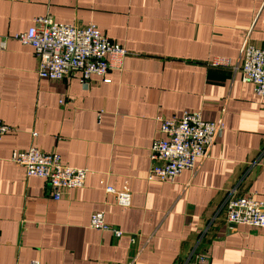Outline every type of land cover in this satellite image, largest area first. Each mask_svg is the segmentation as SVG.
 I'll return each mask as SVG.
<instances>
[{"label": "crops", "instance_id": "0c3cea01", "mask_svg": "<svg viewBox=\"0 0 264 264\" xmlns=\"http://www.w3.org/2000/svg\"><path fill=\"white\" fill-rule=\"evenodd\" d=\"M44 15L93 22L126 49L109 83L38 77L33 48L14 35ZM246 39L264 48V0H0V120L11 127L0 139V264H194V254L264 264V228L229 224L224 206L264 200V103L242 80ZM184 111L221 119L220 135L196 169L147 180L157 117ZM31 145L86 168L83 187L55 200L10 160ZM98 211L122 236L89 226Z\"/></svg>", "mask_w": 264, "mask_h": 264}, {"label": "built area", "instance_id": "2783aa9c", "mask_svg": "<svg viewBox=\"0 0 264 264\" xmlns=\"http://www.w3.org/2000/svg\"><path fill=\"white\" fill-rule=\"evenodd\" d=\"M20 43L30 45L38 58V77L61 80L71 72H80V82L87 84L92 76L109 83L107 74L119 68L125 48L112 42L93 23H59L50 16H37L30 27L14 35ZM242 80L252 83L255 94L264 103V48L255 47L244 41L240 50ZM225 59H216L211 64L225 65ZM158 137L150 147V166L147 180L172 182L184 170L196 169L197 162L208 156L210 147L223 129L222 120L206 121L200 111H184L180 116L157 117ZM11 127L0 120V139ZM35 136V133H33ZM10 160L25 171L27 177H40L48 182L52 197L57 200L67 189L83 187L88 170L64 164L56 152H43L34 145L23 150H14ZM115 196L120 206H129L130 195L106 187ZM229 224H244L264 228V200L253 196H232L224 203ZM89 226L110 231L116 237L123 232L108 223L102 211L93 212ZM206 257L193 255L194 264H202ZM29 264H40L31 260Z\"/></svg>", "mask_w": 264, "mask_h": 264}]
</instances>
